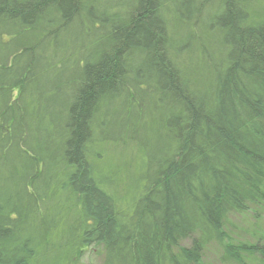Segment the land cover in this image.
Returning a JSON list of instances; mask_svg holds the SVG:
<instances>
[{
  "label": "trees",
  "instance_id": "trees-1",
  "mask_svg": "<svg viewBox=\"0 0 264 264\" xmlns=\"http://www.w3.org/2000/svg\"><path fill=\"white\" fill-rule=\"evenodd\" d=\"M252 207L264 0H0V264H264Z\"/></svg>",
  "mask_w": 264,
  "mask_h": 264
},
{
  "label": "rangeland",
  "instance_id": "rangeland-1",
  "mask_svg": "<svg viewBox=\"0 0 264 264\" xmlns=\"http://www.w3.org/2000/svg\"><path fill=\"white\" fill-rule=\"evenodd\" d=\"M228 232L236 242L246 240L255 241L264 233V207H252L242 215H232L229 218ZM185 241L184 244H189ZM104 248L101 244H94L83 254L78 264H103ZM221 250L216 243L209 245L205 250L202 264H228L221 261Z\"/></svg>",
  "mask_w": 264,
  "mask_h": 264
}]
</instances>
